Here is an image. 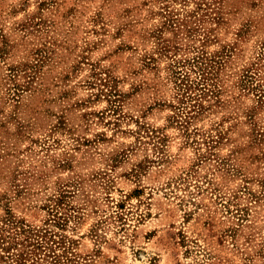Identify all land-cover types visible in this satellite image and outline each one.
Returning a JSON list of instances; mask_svg holds the SVG:
<instances>
[{"label": "rangeland", "instance_id": "obj_1", "mask_svg": "<svg viewBox=\"0 0 264 264\" xmlns=\"http://www.w3.org/2000/svg\"><path fill=\"white\" fill-rule=\"evenodd\" d=\"M262 53L264 0H0V215L59 209L85 264H264ZM186 56L221 89L188 121Z\"/></svg>", "mask_w": 264, "mask_h": 264}, {"label": "trees", "instance_id": "obj_2", "mask_svg": "<svg viewBox=\"0 0 264 264\" xmlns=\"http://www.w3.org/2000/svg\"><path fill=\"white\" fill-rule=\"evenodd\" d=\"M177 50V49H174ZM263 57H264V53ZM197 58V57H196ZM194 57L195 67L191 57L174 58V75L178 89L184 91L190 89V94L182 97L181 100H189V110L184 119L193 118V115L204 108L203 99L215 95L218 97L221 89L212 85L211 73L203 59L198 60ZM199 58V56H198ZM262 59V56L260 57ZM219 63L220 61H215ZM221 65V63H220ZM190 66V67H189ZM196 69V70H195ZM190 71L197 72L199 79H191ZM259 62L253 63L242 75V84L252 90L261 101H264V81L261 80ZM197 78V77H196ZM184 83V88L182 86ZM181 91L178 90V94ZM180 99V98H179ZM180 100V101H181ZM191 104V105H190ZM60 202V199H57ZM56 213H52L54 219H50L43 226H35L24 218L18 217L10 209L0 215V264H85L77 261L74 251L75 241L58 232L51 227V224L64 226L62 218ZM62 216V215H60ZM52 217V218H53Z\"/></svg>", "mask_w": 264, "mask_h": 264}]
</instances>
